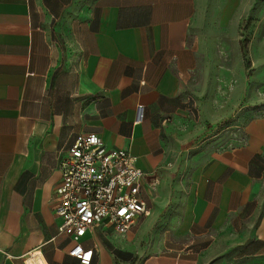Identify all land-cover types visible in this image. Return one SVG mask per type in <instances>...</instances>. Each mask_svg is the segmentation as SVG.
<instances>
[{
  "label": "crops",
  "instance_id": "0c3cea01",
  "mask_svg": "<svg viewBox=\"0 0 264 264\" xmlns=\"http://www.w3.org/2000/svg\"><path fill=\"white\" fill-rule=\"evenodd\" d=\"M263 13L264 0H0V264L40 246L48 264H81L55 188L82 133L147 175L149 214L88 231L91 264L264 258V41L247 88L240 33ZM230 116L243 126L227 142Z\"/></svg>",
  "mask_w": 264,
  "mask_h": 264
},
{
  "label": "built area",
  "instance_id": "2783aa9c",
  "mask_svg": "<svg viewBox=\"0 0 264 264\" xmlns=\"http://www.w3.org/2000/svg\"><path fill=\"white\" fill-rule=\"evenodd\" d=\"M61 169L62 180L55 188V213L62 219L59 232L73 241L68 254L91 264L93 249L82 243L88 231L110 225L125 234L149 214L142 195L147 175L130 151L108 148L96 133L76 136ZM21 259L24 264H48L41 246Z\"/></svg>",
  "mask_w": 264,
  "mask_h": 264
},
{
  "label": "rangeland",
  "instance_id": "374dc122",
  "mask_svg": "<svg viewBox=\"0 0 264 264\" xmlns=\"http://www.w3.org/2000/svg\"><path fill=\"white\" fill-rule=\"evenodd\" d=\"M251 22L252 20L248 21L247 18L244 19L243 26L240 29L242 36L241 63L245 68L244 82L247 88L253 86V71L250 70L253 64L251 56L252 42L256 38L255 36H260L261 41H264V13L259 20L255 21L254 26H252ZM258 23L260 24L259 29L256 27ZM261 47V57L258 61L260 62L261 69H264V48L263 45H261ZM260 83L262 84L261 88H263L264 74L260 77ZM257 95V101L264 102V90L258 92ZM242 126V123L237 118L230 116L228 120L222 124V127H220L219 130L226 131L227 142H230L235 139L236 134L241 131ZM189 264H264V258L247 257L238 250L225 252L218 248L216 251L203 250L197 252Z\"/></svg>",
  "mask_w": 264,
  "mask_h": 264
}]
</instances>
